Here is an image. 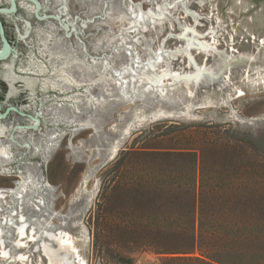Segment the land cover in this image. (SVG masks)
<instances>
[{
    "label": "rangeland",
    "instance_id": "1",
    "mask_svg": "<svg viewBox=\"0 0 264 264\" xmlns=\"http://www.w3.org/2000/svg\"><path fill=\"white\" fill-rule=\"evenodd\" d=\"M34 1L0 14V218L34 228L23 264H204L183 227L201 181L210 221L250 233L230 246L264 264V0ZM58 67L76 82L42 89ZM22 176L38 189L19 207Z\"/></svg>",
    "mask_w": 264,
    "mask_h": 264
},
{
    "label": "bare ground",
    "instance_id": "2",
    "mask_svg": "<svg viewBox=\"0 0 264 264\" xmlns=\"http://www.w3.org/2000/svg\"><path fill=\"white\" fill-rule=\"evenodd\" d=\"M9 12V11H8ZM136 16H139V14L142 13V10L140 7H137L134 12H132ZM148 13V12H147ZM199 45L201 48H204V43L199 42ZM182 52V51H181ZM6 53V48L3 46L0 49V55H3ZM63 63V62H62ZM65 63V62H64ZM66 64V63H65ZM59 68V67H58ZM88 69L94 68L93 66H88ZM106 68H103V70ZM43 66H38L37 68L34 69V72L36 73H43L44 72ZM149 71V82L152 84H157L162 81L165 75H170L174 79L179 80L180 76L179 74L176 73H171V72H161V74L155 73L151 68L148 70ZM198 71H200V68H198ZM54 72H56L55 78L53 79H45L41 83L42 89H45L47 87H50L52 89L54 88H61L64 85L74 83L76 80L71 77L69 72H67L66 68L60 67L59 69H56ZM53 72V73H54ZM7 74L9 76V80L12 83V81L15 79L13 77V74L11 72V68H7ZM139 73H135V75H138ZM104 76L103 73H99V77ZM188 76H184L182 79L187 80ZM28 84V83H27ZM122 86V85H121ZM120 94L123 96H128L136 94L138 92L134 87H126V88H120L119 90ZM86 104L91 105L95 103V100L93 99L92 96L88 95L86 97ZM84 124L89 126L91 124V121L89 119L84 121ZM6 127L0 124V137L5 134ZM11 151H10V146L6 143H0V173L7 172L8 168L5 167L4 165L10 160L11 158ZM29 186V193L27 191V187ZM38 189V184L35 182L30 176H22L20 181L18 182V185L15 188H10L7 191L14 194L13 196L16 197V202L19 207H21V203L28 199V195H31L32 193H36V190ZM4 191H0V198L4 195ZM9 195V194H8ZM13 197V198H15ZM2 201V200H1ZM26 202V201H25ZM2 203V202H1ZM18 211V210H17ZM15 209L10 210L9 215L4 216L0 218V258L1 260H5L9 263H20L23 264L27 260V256L20 251H15L18 248H23L26 245V242L33 241L35 240L34 236V228H30L28 231V223L25 220V217L22 213L17 212ZM17 213L16 217L13 218V213ZM15 216V215H14ZM14 226V229H16V241L13 245L11 246H6L5 244V238H4V228H7V231L9 232L11 227ZM6 231V232H7ZM6 236V235H5ZM27 239V241H23V239ZM58 244L61 247H65L66 244L69 245L67 242L68 240L65 239L63 236L58 237ZM43 250H44V244H42ZM45 251V250H44ZM48 263L47 264H61V263H55L51 258H48Z\"/></svg>",
    "mask_w": 264,
    "mask_h": 264
},
{
    "label": "trees",
    "instance_id": "3",
    "mask_svg": "<svg viewBox=\"0 0 264 264\" xmlns=\"http://www.w3.org/2000/svg\"><path fill=\"white\" fill-rule=\"evenodd\" d=\"M212 189L204 186L202 181L194 188L193 209L183 225L184 230L192 239L191 249L196 247L205 253V256L199 259L204 264H252V262H245V259L250 257V252L247 254V250L240 246L246 242L250 233L247 234L243 230H232L227 225L210 221L211 214L204 206V196ZM236 242L240 244L230 246V243L235 244ZM127 261L131 262L130 259Z\"/></svg>",
    "mask_w": 264,
    "mask_h": 264
},
{
    "label": "water",
    "instance_id": "4",
    "mask_svg": "<svg viewBox=\"0 0 264 264\" xmlns=\"http://www.w3.org/2000/svg\"><path fill=\"white\" fill-rule=\"evenodd\" d=\"M32 1L36 3V9H39V4L34 0H32ZM14 9H15V3H14V0H12V6L9 8H0V12H8V11H12ZM0 38L2 41V47L4 46L6 48V53L3 55H0V60H3L4 58H6L10 54L11 46H10L9 42L7 41V39L3 33V27H2L1 21H0ZM0 116H2L1 113H0Z\"/></svg>",
    "mask_w": 264,
    "mask_h": 264
},
{
    "label": "flooded vegetation",
    "instance_id": "5",
    "mask_svg": "<svg viewBox=\"0 0 264 264\" xmlns=\"http://www.w3.org/2000/svg\"><path fill=\"white\" fill-rule=\"evenodd\" d=\"M8 5H10V3L8 4ZM9 6H7L6 8H8ZM1 8V7H0ZM3 12H0V14H2ZM1 21V20H0ZM1 24H2V22H1ZM0 41H1V38H0ZM8 41V40H7ZM9 42V41H8ZM9 44H10V42H9ZM2 48V41H1V47H0V49ZM11 53V52H10Z\"/></svg>",
    "mask_w": 264,
    "mask_h": 264
},
{
    "label": "snow or ice",
    "instance_id": "6",
    "mask_svg": "<svg viewBox=\"0 0 264 264\" xmlns=\"http://www.w3.org/2000/svg\"><path fill=\"white\" fill-rule=\"evenodd\" d=\"M128 55H131V53H128Z\"/></svg>",
    "mask_w": 264,
    "mask_h": 264
}]
</instances>
